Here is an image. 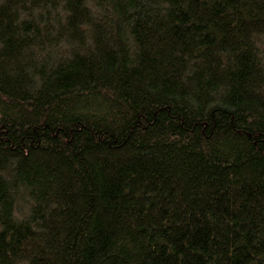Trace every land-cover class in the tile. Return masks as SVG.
<instances>
[{"label":"trees","instance_id":"obj_1","mask_svg":"<svg viewBox=\"0 0 264 264\" xmlns=\"http://www.w3.org/2000/svg\"><path fill=\"white\" fill-rule=\"evenodd\" d=\"M0 264H264V0H0Z\"/></svg>","mask_w":264,"mask_h":264}]
</instances>
